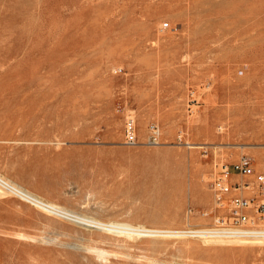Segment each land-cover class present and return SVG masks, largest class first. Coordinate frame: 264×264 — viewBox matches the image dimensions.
<instances>
[{"label":"rangeland","instance_id":"1","mask_svg":"<svg viewBox=\"0 0 264 264\" xmlns=\"http://www.w3.org/2000/svg\"><path fill=\"white\" fill-rule=\"evenodd\" d=\"M241 157L264 174V0H0L3 177L77 216L209 229ZM254 177L234 182L255 202ZM256 242L127 237L0 188V264H264Z\"/></svg>","mask_w":264,"mask_h":264},{"label":"built area","instance_id":"2","mask_svg":"<svg viewBox=\"0 0 264 264\" xmlns=\"http://www.w3.org/2000/svg\"><path fill=\"white\" fill-rule=\"evenodd\" d=\"M125 138L128 144H135L136 133L134 122L128 119L125 123ZM241 175L249 177L255 175L257 193L261 199L255 202L249 196L233 195L230 198L227 194L232 189H248L249 183L238 185L231 177ZM214 200L219 209L226 212L215 218L214 226L206 229L205 234L211 238H230L247 241L264 240V174H255L251 160L248 157H241L232 165L222 164L218 176L213 182ZM226 202V204H224ZM254 202V203H253ZM183 229L182 231L193 233L189 238H197V229Z\"/></svg>","mask_w":264,"mask_h":264},{"label":"bare ground","instance_id":"3","mask_svg":"<svg viewBox=\"0 0 264 264\" xmlns=\"http://www.w3.org/2000/svg\"><path fill=\"white\" fill-rule=\"evenodd\" d=\"M157 142V141H156ZM136 143V142H135ZM155 144V142H152ZM234 179V177H233ZM0 188L4 189L5 191L9 192L12 195H15L22 200L26 201L27 203H30L31 205H34L36 207H39L40 209L48 212L55 214L57 216L67 218V219H74L79 221L82 224L90 225V226H96L108 230H114L117 233H121L126 235L127 237H132V236H143V237H160V238H189V236H192V232H184L182 230H174V229H163V228H147L144 225L138 224V227L136 225L134 226H127V225H121L117 224L115 222H103L101 220L92 218V217H85V216H77L74 215L73 213L63 209L60 204L56 203L53 200L47 199L40 196L39 194L35 193L34 191H31L21 184L18 183H13L9 179L3 177L0 175ZM252 188L244 189H233L231 190L228 195L233 196V195H241V196H249L253 194ZM235 192V193H234ZM229 197V198H230ZM226 204V202H224ZM225 210V209H224ZM176 216V215H175ZM174 216V217H175ZM187 221V220H186ZM189 223V222H188ZM187 224V222H186ZM190 224V223H189ZM172 226V225H171ZM192 226V225H191ZM170 227V226H169ZM174 227V226H172ZM189 229V228H187ZM206 229H197V238H202L204 242H217V243H248L252 241H247V240H241V239H224L221 237L218 238H213L210 239L211 236L206 235L205 231ZM194 231V230H193ZM124 238V237H123ZM126 239V238H125ZM210 239V240H208ZM264 241L256 242V243H262Z\"/></svg>","mask_w":264,"mask_h":264}]
</instances>
